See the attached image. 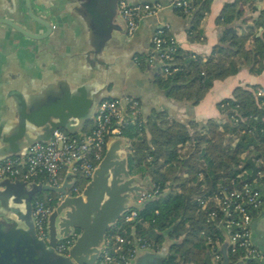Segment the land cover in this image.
Returning <instances> with one entry per match:
<instances>
[{"label":"crops","instance_id":"0c3cea01","mask_svg":"<svg viewBox=\"0 0 264 264\" xmlns=\"http://www.w3.org/2000/svg\"><path fill=\"white\" fill-rule=\"evenodd\" d=\"M127 1L158 3L161 8L141 18L134 33L127 35L123 20L116 9L114 12L108 8L107 0H29L35 18L28 14L26 0H0V18L28 32L23 34L0 22V159L24 156L31 144L48 139L56 127L82 138L91 130L96 108L105 98L136 99L138 120L145 125L149 137V121H176L186 126L195 122L201 126L212 118L220 123L225 116L217 103L230 97L236 86L264 89V70L254 74L251 64L243 60L238 72L215 79L203 98L193 104L169 96L155 82V65L135 60L148 54L151 38L161 27L168 29L183 52L206 59L221 39L246 32L247 25L264 8V0L240 4L241 14L230 24H218L215 19L223 5L233 0H212L209 12L200 21L202 37L194 40L188 35L192 16L181 15L172 6L174 0ZM260 32L255 30L256 35ZM250 41L251 38L248 45ZM118 139L122 141L116 152L120 158L126 157L130 140L125 136L109 138L104 150ZM132 176L138 178L133 184L143 190L153 186L149 175ZM167 190L166 187L163 192ZM55 195L58 194L53 192L51 197ZM137 196L131 194L133 202L140 204ZM12 206L25 212L23 201ZM9 209L0 204L1 227L6 226V218H17ZM249 226L252 243L259 252L251 264H264V201L253 210ZM164 247L138 250L131 264H158ZM218 250L221 260L212 258L210 264H223L225 256L227 264H248L242 258L230 259L227 235Z\"/></svg>","mask_w":264,"mask_h":264},{"label":"trees","instance_id":"16d2710c","mask_svg":"<svg viewBox=\"0 0 264 264\" xmlns=\"http://www.w3.org/2000/svg\"><path fill=\"white\" fill-rule=\"evenodd\" d=\"M185 1L189 12H185L183 7L175 9L183 16H192L189 38L200 39V21L209 12L212 0ZM245 1L225 3L215 19L216 23H232L241 14L239 5ZM257 29H261L259 35L255 34ZM163 36H171L168 29L164 28ZM147 57L141 55L138 60L144 63ZM243 60L251 64L250 71L254 74L264 70V8L247 25L246 32L233 33L221 39L216 50L206 59L183 52L177 46L170 61V73L164 72L160 62L153 63L156 67L155 82L166 89L169 96L195 104L215 79L238 72ZM210 62L212 65L207 66ZM174 67L177 68L175 71L172 70ZM258 88L256 85L250 88L236 86L230 97L220 100L217 106L225 116L221 123L212 118L201 126L195 122L186 126L176 121L159 124L149 121L146 124L147 137L146 127L139 120L128 122L122 131L123 136L130 140L127 168L131 175H149L153 189L158 188V191L154 197L135 204L122 214L110 226L106 236L120 234L131 239L140 238L156 249L165 245L168 249L164 264H210L214 258L212 246L220 245L225 236L215 218L209 216L214 205L207 198L216 190V184L219 182L227 188L232 183L242 185L250 172L246 159L251 158L259 173L249 184H258L253 187L259 190L264 201V106L260 105L264 95L255 96L254 91ZM244 143H249L246 148ZM60 173L59 181L62 182L65 173ZM85 183V179L74 180L71 191H80ZM33 185L43 184L35 180ZM166 187L168 190L163 192ZM51 195V191L39 190L33 200L39 199L55 207L58 195ZM200 199L206 201L201 204ZM132 210L136 215L126 220L125 216ZM208 238L211 242H207ZM242 255L243 250L234 253L229 250L233 261ZM220 260L221 255L216 261ZM246 261L253 263L251 259Z\"/></svg>","mask_w":264,"mask_h":264},{"label":"built area","instance_id":"2783aa9c","mask_svg":"<svg viewBox=\"0 0 264 264\" xmlns=\"http://www.w3.org/2000/svg\"><path fill=\"white\" fill-rule=\"evenodd\" d=\"M173 7H183L189 12L185 0H174ZM161 5L158 3L138 2L131 3L127 0H117L116 13L123 20L127 35H132L141 18L155 14ZM164 28H158L151 38V48L147 54L146 62L153 64L160 62L164 72L170 73V61L176 51L177 43L171 35L163 36ZM137 61L138 58H135ZM174 67L172 70L175 71ZM260 95V94H258ZM138 102L132 97L124 99L105 98L96 108L91 130L77 140L59 127L53 128L48 139L31 144L24 156H8L0 159V181H21L33 184L39 180L43 185L60 186V172L70 174L69 179L90 180L96 166L104 156L106 142L112 137L123 136L124 126L138 120ZM140 122V121H139ZM72 164L71 168L69 166ZM63 181V180H62ZM152 188V191H151ZM145 189L140 192L138 203L154 197L158 188ZM76 190V189H75ZM213 202L209 216L215 218L217 226L222 228L229 240V250H243L242 259L249 260L258 257L259 252L251 240L250 221L252 210L261 203L259 190L243 183L238 186L232 183L230 188L220 185L207 198ZM206 199H200L202 204ZM54 207L46 202L34 199L32 201V220L35 232L40 239H48V221ZM136 215L132 210L125 216L131 220ZM77 234L68 237H58L55 251L58 254L68 255ZM207 242H211L210 238ZM214 258H220L218 246L213 245ZM152 247L140 238H127L120 234L104 237L99 246L96 260L92 264H131L136 252Z\"/></svg>","mask_w":264,"mask_h":264},{"label":"water","instance_id":"95a60500","mask_svg":"<svg viewBox=\"0 0 264 264\" xmlns=\"http://www.w3.org/2000/svg\"><path fill=\"white\" fill-rule=\"evenodd\" d=\"M29 5V0H26L28 14L35 18ZM107 5L115 12L116 0H107ZM0 22L28 34L10 20L0 18ZM76 139L79 140L78 137ZM121 141L116 140L108 148L90 180L75 193L71 191L74 182L69 181V173L60 186L32 184L28 188L21 181H0V204L10 207L9 210L17 216L6 218V226H0V264H92L96 260L99 246L110 226L135 205L131 194L139 195L143 191L141 186L133 184L138 178L130 174L126 157L120 158L116 152ZM248 144L243 145L246 148ZM246 163L250 172L243 183H250L257 177L258 166L251 158H247ZM39 190L58 194L57 204L49 216L47 240L37 236L31 215L32 201ZM22 201L26 204L24 213L12 206ZM72 233L77 236L68 255L57 254L54 247L58 237H68ZM163 249L158 264H163L167 254V246ZM51 256H54L53 262L50 261ZM224 261L227 264L226 256Z\"/></svg>","mask_w":264,"mask_h":264},{"label":"rangeland","instance_id":"374dc122","mask_svg":"<svg viewBox=\"0 0 264 264\" xmlns=\"http://www.w3.org/2000/svg\"><path fill=\"white\" fill-rule=\"evenodd\" d=\"M254 94H255V96L264 95V89L259 87L256 91H254ZM258 94H260V95H258ZM260 105H263V106H264V101H263L262 103H260ZM222 121H223V120H221L220 123H221ZM63 171H64V170H63ZM61 172H62V171H61ZM60 174H61V173H60ZM86 183H87V180H86ZM86 183H85V184H86ZM220 185H223V184H221V183L218 182V183L216 184V186H215L216 189H217V187L220 186ZM84 186H85V185H84ZM84 186H83V187H84ZM253 186L256 187V186H258V184H257V183H254ZM215 187H214V188H215ZM76 191H77V190H76ZM80 191H81V190H80ZM136 200H137V201L140 200V199H139V196L136 197ZM252 211H253V210H252Z\"/></svg>","mask_w":264,"mask_h":264},{"label":"flooded vegetation","instance_id":"af4514ba","mask_svg":"<svg viewBox=\"0 0 264 264\" xmlns=\"http://www.w3.org/2000/svg\"><path fill=\"white\" fill-rule=\"evenodd\" d=\"M54 250H55V247H54Z\"/></svg>","mask_w":264,"mask_h":264}]
</instances>
